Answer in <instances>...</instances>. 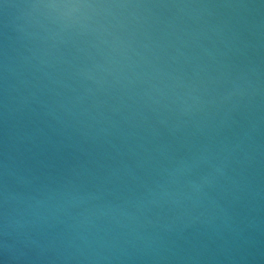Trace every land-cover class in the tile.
Segmentation results:
<instances>
[{"label":"water","instance_id":"1","mask_svg":"<svg viewBox=\"0 0 264 264\" xmlns=\"http://www.w3.org/2000/svg\"><path fill=\"white\" fill-rule=\"evenodd\" d=\"M0 264H264V0H0Z\"/></svg>","mask_w":264,"mask_h":264}]
</instances>
